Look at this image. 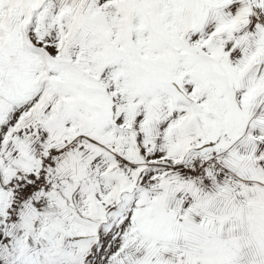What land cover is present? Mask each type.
<instances>
[{
    "label": "snow or ice",
    "instance_id": "snow-or-ice-1",
    "mask_svg": "<svg viewBox=\"0 0 264 264\" xmlns=\"http://www.w3.org/2000/svg\"><path fill=\"white\" fill-rule=\"evenodd\" d=\"M0 264H264V0H0Z\"/></svg>",
    "mask_w": 264,
    "mask_h": 264
}]
</instances>
